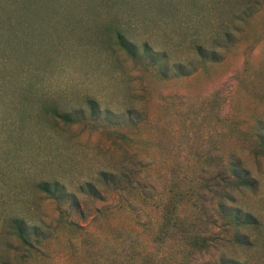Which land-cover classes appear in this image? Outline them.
Returning <instances> with one entry per match:
<instances>
[{
    "label": "rangeland",
    "instance_id": "374dc122",
    "mask_svg": "<svg viewBox=\"0 0 264 264\" xmlns=\"http://www.w3.org/2000/svg\"><path fill=\"white\" fill-rule=\"evenodd\" d=\"M220 1L229 3L223 11L216 0H0V252L9 239L19 264H264V155L254 147L264 127V0ZM248 4L252 13L238 17ZM110 24L167 51L166 72L142 48L137 58L121 50ZM226 30L233 37L217 46L221 59L202 63L194 43L216 45ZM57 79L63 91L48 94ZM90 96L99 102L95 117ZM49 100L82 109L83 118L57 125L42 110ZM238 160L260 187L230 186V197H220L207 181ZM176 174L197 190L183 213L210 238L206 249L153 241L157 200ZM43 176L63 181L78 204L35 190ZM87 183L98 196L80 191ZM222 201L261 225H227ZM16 215L44 223L38 250L9 235ZM240 232L253 244L235 240Z\"/></svg>",
    "mask_w": 264,
    "mask_h": 264
},
{
    "label": "trees",
    "instance_id": "16d2710c",
    "mask_svg": "<svg viewBox=\"0 0 264 264\" xmlns=\"http://www.w3.org/2000/svg\"><path fill=\"white\" fill-rule=\"evenodd\" d=\"M219 10H224L228 2H221L216 0ZM236 5H229L226 11L231 13L236 12ZM253 4H248L245 8H241L236 14L238 17H243L252 13ZM111 35L114 36L115 42L118 47L127 53L132 58L139 57V49L142 50V55L145 58H150L152 63L156 64L163 73L166 72L168 63L167 51L155 50L152 43L146 39L142 44H138L131 35L129 29L122 27L121 25L110 24L107 26ZM16 36H21L17 33ZM233 34L231 31H225L224 36L214 38L213 45H205L202 42H195L194 49L196 54L202 59L203 62L207 61H218L220 60V54L217 50V46L222 45L223 38L226 41L231 42ZM141 45V46H140ZM156 52V53H155ZM175 68L180 75H187L186 65L183 62H175ZM165 66L163 67V65ZM197 67H194V71ZM88 108L91 110L92 115L95 117L100 112L99 102L93 97H87L85 101ZM43 113L49 117L51 121H55L57 125L63 123L65 125H71L80 122L83 118L82 113L84 112L79 108H70L62 106L56 100H49L43 107ZM24 131L25 128H19V131ZM255 154L264 155V127H258L255 140H254ZM229 168H225L222 172H217V178L213 177L207 181L209 185L211 182H216V192L220 197L229 198L230 192L227 190L230 186L245 187L247 189L256 191L260 187V180L254 176V174L246 169L240 160L229 164ZM175 174V173H174ZM112 172L102 171L100 173L101 178L104 182L109 183L114 179ZM172 178L168 184V187L160 194L156 206H158V217H157V229L153 234V241L157 244L165 245L170 243L175 238H179L187 242L190 247L199 250L206 249L209 245V237L194 230L191 225L187 222V218L183 213L185 204L190 201L191 197L195 195L197 190L195 188H188L184 186V182L181 178ZM114 181V180H113ZM222 182L224 183L221 186ZM34 188L39 193L45 194L48 198L56 200L59 204L63 205L67 201H71L72 205L78 204V196L74 192H70L67 185L56 177L43 176L35 180ZM85 187L90 192H87L93 196H98V190L96 185L93 183H87L86 186H80V191L86 192ZM208 187V186H207ZM230 200H232L230 198ZM218 214L224 219L227 225H233L237 227H259L261 221L259 217L252 211L245 210L239 206H234L232 203L222 201L219 203V209L217 208ZM7 231L9 235H14L24 244L29 250L35 251L43 244L44 241V223L35 221L32 218L25 216H11L7 219ZM73 223V222H71ZM235 240L239 241L242 245L250 246L253 241L250 239L247 233H238ZM8 245L6 251L0 252V264H19L13 259L10 251L11 240L8 239ZM148 264V263H145ZM215 264H248L234 258L223 257L219 262Z\"/></svg>",
    "mask_w": 264,
    "mask_h": 264
},
{
    "label": "clouds",
    "instance_id": "9594fccd",
    "mask_svg": "<svg viewBox=\"0 0 264 264\" xmlns=\"http://www.w3.org/2000/svg\"><path fill=\"white\" fill-rule=\"evenodd\" d=\"M46 92L53 96L60 94L63 91V85L60 79L48 82L45 85Z\"/></svg>",
    "mask_w": 264,
    "mask_h": 264
}]
</instances>
